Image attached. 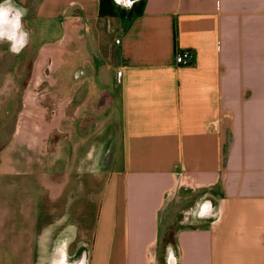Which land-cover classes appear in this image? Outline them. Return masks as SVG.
Listing matches in <instances>:
<instances>
[{
    "label": "crops",
    "instance_id": "obj_1",
    "mask_svg": "<svg viewBox=\"0 0 264 264\" xmlns=\"http://www.w3.org/2000/svg\"><path fill=\"white\" fill-rule=\"evenodd\" d=\"M99 2L38 0L32 14L78 31L80 80L119 103L121 166L103 189L97 253L158 264L173 204L170 264H264V0H144L133 17L124 0L100 16ZM182 49L190 65L175 63Z\"/></svg>",
    "mask_w": 264,
    "mask_h": 264
},
{
    "label": "rangeland",
    "instance_id": "obj_2",
    "mask_svg": "<svg viewBox=\"0 0 264 264\" xmlns=\"http://www.w3.org/2000/svg\"><path fill=\"white\" fill-rule=\"evenodd\" d=\"M37 2L14 0L26 9L23 50L0 42V264H48L68 227L67 264H111V255L97 253L106 234L97 217L121 166L119 103L91 77L80 80L85 43L59 15L33 18ZM172 206L166 223L160 212L158 264L171 262L166 246L179 226Z\"/></svg>",
    "mask_w": 264,
    "mask_h": 264
},
{
    "label": "clouds",
    "instance_id": "obj_3",
    "mask_svg": "<svg viewBox=\"0 0 264 264\" xmlns=\"http://www.w3.org/2000/svg\"><path fill=\"white\" fill-rule=\"evenodd\" d=\"M25 15L26 9L18 7L14 0H0V42H7L14 54L28 43L29 34L22 24Z\"/></svg>",
    "mask_w": 264,
    "mask_h": 264
},
{
    "label": "trees",
    "instance_id": "obj_4",
    "mask_svg": "<svg viewBox=\"0 0 264 264\" xmlns=\"http://www.w3.org/2000/svg\"><path fill=\"white\" fill-rule=\"evenodd\" d=\"M144 0H138L134 2L128 10L127 16H135L142 12ZM126 9H122L119 13L124 15ZM99 14L100 16L112 17L117 14V7L113 0H100L99 2Z\"/></svg>",
    "mask_w": 264,
    "mask_h": 264
},
{
    "label": "flooded vegetation",
    "instance_id": "obj_5",
    "mask_svg": "<svg viewBox=\"0 0 264 264\" xmlns=\"http://www.w3.org/2000/svg\"><path fill=\"white\" fill-rule=\"evenodd\" d=\"M73 229L66 228L62 232V235H60L59 239L54 242L53 250L48 256V264H61L66 263L64 260V254L61 252V246L65 243L66 240L71 238L73 234ZM63 254V255H62Z\"/></svg>",
    "mask_w": 264,
    "mask_h": 264
},
{
    "label": "built area",
    "instance_id": "obj_6",
    "mask_svg": "<svg viewBox=\"0 0 264 264\" xmlns=\"http://www.w3.org/2000/svg\"><path fill=\"white\" fill-rule=\"evenodd\" d=\"M115 41H116V43H118L119 39H116ZM192 58H193V55L191 54V52L189 50L182 49V50H176L175 56H174V61L178 65H184L185 66V65L191 64ZM121 74H122V69L119 68L116 71V79L118 82L120 81Z\"/></svg>",
    "mask_w": 264,
    "mask_h": 264
},
{
    "label": "bare ground",
    "instance_id": "obj_7",
    "mask_svg": "<svg viewBox=\"0 0 264 264\" xmlns=\"http://www.w3.org/2000/svg\"><path fill=\"white\" fill-rule=\"evenodd\" d=\"M127 2V0H124V3H126ZM99 152V151H98ZM98 157V156H97ZM103 174V173H102ZM181 217V216H180ZM71 238H72V236H71ZM71 238H69L68 240H66L65 241V243H64V245L63 246H61V252H63V254L65 255V245H67L68 243H69V241H70V239ZM91 242V241H90ZM171 244V243H170ZM170 252V251H169ZM89 253V252H88ZM91 253V252H90ZM172 253V252H171ZM62 254V255H63ZM90 259V258H89ZM169 259H167V261H168ZM65 262H66V260H64ZM90 261V260H89ZM88 262V261H87ZM169 262V261H168ZM171 263H173V260L171 259ZM61 264H67V262L66 263H61ZM72 264V263H71Z\"/></svg>",
    "mask_w": 264,
    "mask_h": 264
},
{
    "label": "water",
    "instance_id": "obj_8",
    "mask_svg": "<svg viewBox=\"0 0 264 264\" xmlns=\"http://www.w3.org/2000/svg\"><path fill=\"white\" fill-rule=\"evenodd\" d=\"M114 1H118V0H114ZM137 0H127V2L125 3L127 6H131L134 2H136ZM18 6V5H17Z\"/></svg>",
    "mask_w": 264,
    "mask_h": 264
}]
</instances>
